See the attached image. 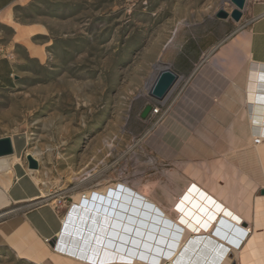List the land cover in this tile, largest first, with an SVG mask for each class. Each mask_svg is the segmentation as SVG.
<instances>
[{"label":"rangeland","instance_id":"374dc122","mask_svg":"<svg viewBox=\"0 0 264 264\" xmlns=\"http://www.w3.org/2000/svg\"><path fill=\"white\" fill-rule=\"evenodd\" d=\"M255 1L247 0L240 23L216 17L232 13L229 0H32L5 14L0 51L15 81L0 90V138H16L18 149L26 142L23 163L27 155L39 162L40 202L57 206L62 198L64 215L76 195L108 185L173 190L176 164L147 142L179 91L167 97L162 122L147 126L141 115L149 87L170 51L184 47L195 58L228 41ZM0 264L37 263L0 246Z\"/></svg>","mask_w":264,"mask_h":264},{"label":"crops","instance_id":"0c3cea01","mask_svg":"<svg viewBox=\"0 0 264 264\" xmlns=\"http://www.w3.org/2000/svg\"><path fill=\"white\" fill-rule=\"evenodd\" d=\"M31 1L0 0V22H4L2 19L7 13L13 17L15 7H24ZM245 12L247 20L243 29L221 45L201 50L195 58L190 57L191 53H184V47L170 51L169 60L163 67L180 76L176 86L179 91L177 103L147 142L160 159L176 164L175 170L199 184L217 204L243 222L240 225L224 214L218 215L211 237L217 244L210 241L213 264L217 261V264H223L227 258L229 264H264V137L256 136L252 126L256 117L259 120L263 115L256 113L255 107L252 121L249 108L252 73L258 72L263 79L258 83L264 84V0L255 1ZM15 31L17 39L19 34ZM15 42L19 43L18 40ZM207 54L209 56L205 58ZM13 77V63L0 51V90L12 87ZM260 89L264 103V89ZM147 103L157 105L148 95ZM157 118L150 114L141 120L151 126ZM12 140L15 153L9 157L22 160L26 142L18 149L16 138L12 137ZM28 171L22 160L7 173L10 185L4 187L0 184V192L5 195L0 211H9L0 220V246L37 264L86 263L74 256L72 249L75 248L70 245L59 250L66 232L62 218L74 203L63 215L56 206L40 202L45 196L44 190ZM149 186L145 192L153 194L152 197L169 211L170 204L163 192L158 191L157 186L158 189H154L153 184ZM29 203L34 204L30 206ZM246 226L252 227L248 236L244 230ZM53 239H56L54 245L51 244ZM77 254L94 259V262L100 259L99 252Z\"/></svg>","mask_w":264,"mask_h":264},{"label":"bare ground","instance_id":"6f19581e","mask_svg":"<svg viewBox=\"0 0 264 264\" xmlns=\"http://www.w3.org/2000/svg\"><path fill=\"white\" fill-rule=\"evenodd\" d=\"M254 68L258 69L257 66ZM251 79L249 108L252 112L256 107L255 112L263 115L259 120L256 117L255 126L253 124L252 126L254 127V134L256 136L264 137V129L262 128L264 122V106L261 105L259 107L257 105L259 103L264 105L263 99L260 98V92H262L260 88L264 89V84L258 83L259 80L262 81L263 79L259 77L258 72H253ZM253 113L251 116L252 121L254 118ZM16 163H21V159L16 156L0 158V184L4 187L10 185L11 179L7 176V173L11 171ZM28 172L37 185L45 184L39 176V171L30 170ZM169 175L171 181L176 186L173 187V190L168 187H161L163 189L161 190L163 195L170 204L169 211L162 206L161 202L156 201L152 197V193L150 195L143 192L140 186L137 185L139 190H136L137 187L129 186L126 183L108 185L100 189L89 190L76 195V201L71 206V210L69 209L70 212L62 218L66 232L63 233L62 244L59 250L62 249V246L70 245L71 248H75L72 249L75 251L74 256L83 259L89 264H213L214 256H210V241L214 242L211 237L217 225L218 215L224 214V217H227L235 223H240V225L243 222L233 216L228 210L226 211L224 209L225 207H222L219 203L217 204L216 200L201 189L199 184L188 180L177 170L170 172ZM85 180L87 178H84L82 182L84 183ZM128 192L142 198L143 204L151 206L154 212L160 213L162 216L160 220L168 222L171 226L165 230L163 222H160L161 224L155 225L158 231L161 230L160 233H153L149 239L146 238V235L143 236L138 233V231H141L138 227L129 224L131 228L129 231L134 232L135 229L138 231H135L132 236L127 235L124 240L125 243L119 244L122 248L119 249L117 247L114 249L113 246L107 244L109 241L107 235L114 231V227L120 228L121 225H124V227L128 226L125 223L126 221L117 219L118 215H122L125 218H133L136 223L142 222L146 225L154 226L152 222L138 217L142 215L141 213H146L143 209H140L141 207L135 210L137 211V216H131L129 214L134 207H131L129 202L126 201L132 200V197L129 199L126 198ZM3 202H5V195L0 192V205ZM55 202L54 200L53 203ZM128 209L130 212H127ZM244 230L246 234L248 232L250 234L252 227L246 226ZM119 231L114 232L123 235ZM163 231H167L168 233H164L165 235L168 234V236L162 237L161 233ZM142 233L146 234L147 232L143 230ZM135 235H140V237H136ZM61 251L67 253L66 250ZM84 252H99L100 259L94 262V259L83 258L77 254ZM224 260L223 264L230 263L229 258Z\"/></svg>","mask_w":264,"mask_h":264},{"label":"water","instance_id":"95a60500","mask_svg":"<svg viewBox=\"0 0 264 264\" xmlns=\"http://www.w3.org/2000/svg\"><path fill=\"white\" fill-rule=\"evenodd\" d=\"M229 1L234 6L232 13H229L225 10H221L216 15V17L219 20L231 19L235 23H240L243 19V13L246 8L247 0H229ZM179 80H180V76L175 71H173L172 69L168 67L162 68L159 71L158 75L156 76L154 83L149 88L148 96L156 102H161V101L166 100L167 97L170 95L171 91L178 85ZM152 110H153V105L148 104L145 107L141 115L142 119H147L149 115L151 114ZM14 153H15V150H14L12 138L10 137L0 138V158L9 157L13 155ZM26 160H27L29 170H39V167H40L39 162L32 155H27ZM130 197H132V200H126V201H128L130 206L134 207V209H132L131 212L128 209L127 212H130L129 214L131 216H137L138 214H137V211L135 210L141 207L140 209H143V211H145L146 213H141L142 215L138 217L142 218L145 221L152 222L154 226L146 225L145 223H142V222L136 223V221L133 218H125L122 215H118L117 219L126 221L125 223H127L128 226L124 227V225H121L120 228L119 227L113 228L114 231L120 230L119 232H122L123 235L116 234V232L114 231L111 232V234L107 235V238H109V241L107 242V244L109 246L110 245L113 246V248L115 246L118 247L119 249L122 248V246L119 244L125 243L124 240L126 239L127 235L132 236L134 235L133 233L135 231H138L136 229L134 230V232L129 231L131 230V228L129 227V224L132 226L135 225L136 227H138V229L141 230V231H138V233L143 236L146 235L147 236L146 238H149V239L152 237L151 235L153 233H158V232L160 233L161 230L158 231V229L155 228V225L161 224L160 222H163L165 226V230L167 228H170L169 226H171L168 222L160 220L162 218L160 213L154 212L151 206H148V205L146 206V204H143L142 198L128 192L126 198L129 199ZM143 230H145L148 234L142 233ZM164 232L168 233L167 231H163V233H161V236L162 237L168 236V234L165 235ZM226 232L228 231L226 230ZM136 237H140V235L139 236L137 235ZM55 241L56 239H53V241H51V244L54 245Z\"/></svg>","mask_w":264,"mask_h":264},{"label":"built area","instance_id":"2783aa9c","mask_svg":"<svg viewBox=\"0 0 264 264\" xmlns=\"http://www.w3.org/2000/svg\"><path fill=\"white\" fill-rule=\"evenodd\" d=\"M174 90V89H173ZM172 90V91H173ZM171 91V93H172ZM170 93V94H171ZM169 97V96H168ZM167 100H164V101H161V102H157V105H154L153 106V110L151 112V115H155V116H158L157 120H156V123H160L162 122V120L164 119L166 113H167V110H164L165 108V104H166ZM56 201H57V197L55 198ZM62 199V198H61ZM61 199H59V204H61ZM65 201V199H64ZM65 203V202H64ZM59 204L56 206L57 209H61V207H59ZM62 206V205H61ZM249 232L246 234V236H248ZM245 236V237H246ZM47 243L50 242L49 240L46 241Z\"/></svg>","mask_w":264,"mask_h":264}]
</instances>
